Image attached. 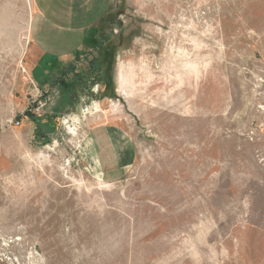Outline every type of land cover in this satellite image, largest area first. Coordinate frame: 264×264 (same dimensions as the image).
Returning <instances> with one entry per match:
<instances>
[{"label":"rangeland","instance_id":"374dc122","mask_svg":"<svg viewBox=\"0 0 264 264\" xmlns=\"http://www.w3.org/2000/svg\"><path fill=\"white\" fill-rule=\"evenodd\" d=\"M0 264H264V0H0Z\"/></svg>","mask_w":264,"mask_h":264},{"label":"crops","instance_id":"0c3cea01","mask_svg":"<svg viewBox=\"0 0 264 264\" xmlns=\"http://www.w3.org/2000/svg\"><path fill=\"white\" fill-rule=\"evenodd\" d=\"M86 137L87 155L102 175L117 176L134 161V143L122 129L98 125L90 129Z\"/></svg>","mask_w":264,"mask_h":264},{"label":"trees","instance_id":"16d2710c","mask_svg":"<svg viewBox=\"0 0 264 264\" xmlns=\"http://www.w3.org/2000/svg\"><path fill=\"white\" fill-rule=\"evenodd\" d=\"M106 19L107 18L104 16L99 22H104ZM95 27L88 34V39L86 38L88 48L83 52V54H81L83 56L80 57L81 55H76L74 62H69L66 66L57 69L53 76V80L50 83L51 86H59L63 91L73 93L76 83H86L89 78L100 74L103 54L105 51L104 45L109 40V38L102 36L100 39H97ZM108 50H111V47H109ZM96 51L98 52L97 55L93 56V52ZM81 59L87 63V68L77 70V62H79ZM51 76L52 74L45 78V82L49 79V77L51 78ZM25 116L31 118V111H26Z\"/></svg>","mask_w":264,"mask_h":264}]
</instances>
